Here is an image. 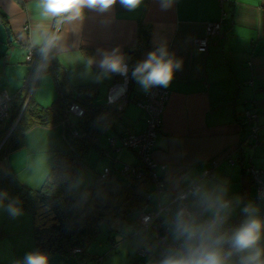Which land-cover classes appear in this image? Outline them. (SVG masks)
I'll return each mask as SVG.
<instances>
[{
    "label": "crops",
    "instance_id": "0c3cea01",
    "mask_svg": "<svg viewBox=\"0 0 264 264\" xmlns=\"http://www.w3.org/2000/svg\"><path fill=\"white\" fill-rule=\"evenodd\" d=\"M37 2L0 0V90L12 96L14 107L27 90L37 108H46L59 92L74 94L75 86L88 83L97 85L95 102H106L117 73L106 71L100 64L116 50L124 62L135 60L129 71L128 92L136 98L147 89L133 76L135 68L150 53L166 50V59L179 62V67L174 68L167 87L158 86L168 92V98L152 158L164 188L155 195L150 186L147 209L197 182L201 197L210 193L229 201V218H246L244 208L252 203L254 187L243 169L249 164L264 167V0H230L222 4L218 0H171L167 6V0H141L131 10L116 0L107 11L86 8L83 19L61 18L59 24L58 18L42 17ZM218 20L220 30L209 38L207 50H195L193 41L203 34L206 23ZM141 27L148 35L137 47ZM45 34L58 37L47 52L54 63L51 68L57 71L55 76L47 68L42 71V57L34 64L25 60L30 44L42 49L43 40L35 41ZM246 109L256 113L259 143L255 144L248 125L243 123L242 112ZM69 121L73 124L75 116L69 114ZM143 127L142 110L129 101L108 133L120 135ZM65 131L61 123L28 129L20 147L4 158L5 171L1 170L30 188H38L51 169L54 151L70 147ZM105 140L102 136L99 145ZM137 163L136 154L125 148L112 150L109 156L91 149L79 164L71 193L97 182L106 167L123 178L122 167ZM206 171L213 175H206ZM204 214L210 216L211 212L205 210ZM135 222L134 215L110 221L112 231H122L126 223L129 225L130 238L119 244L128 243V252L134 254L138 246L151 240L148 235L134 234ZM176 236L173 231L171 238L178 240ZM95 241L84 257L56 254L47 257V264H88L91 256L102 253L104 261L109 257V245L105 242L99 249ZM29 254H35L31 213L7 198L0 204V264H25ZM145 257L139 258L145 263L160 262L153 255ZM231 261L238 264L234 257Z\"/></svg>",
    "mask_w": 264,
    "mask_h": 264
},
{
    "label": "trees",
    "instance_id": "16d2710c",
    "mask_svg": "<svg viewBox=\"0 0 264 264\" xmlns=\"http://www.w3.org/2000/svg\"><path fill=\"white\" fill-rule=\"evenodd\" d=\"M147 35V30L141 27L137 47L142 45V40H147ZM127 62L130 71L135 60L133 58ZM51 66H54V63L50 62L49 54H47L43 61L42 71L47 68L55 76L57 71L55 67L51 68ZM58 86L60 88V84ZM96 95L97 85L95 83L81 84L75 86L74 94L59 92L51 106L37 108L32 102L28 90L20 104L15 107L13 105L15 102L12 101V96L9 94L8 113L0 120L2 123L0 162H3L9 153L17 150L23 142L24 133L37 125L63 124L66 127L65 132L70 143L68 149L54 151L51 169L42 184L36 189L22 184L15 178L8 177L0 168V204L10 198L13 204L31 213L35 254H43L46 257L56 254L65 258L77 255L84 257L88 254V246L101 233L102 226H109V231H112L111 220L115 218L124 220L129 215L137 217L141 212L149 209L147 206L151 199L149 188L152 182L148 172H143L140 177L127 176L122 173L124 177L119 178L106 167L99 174L97 182L76 194L71 193V184L77 175L79 164L89 150L96 149L101 155L109 156L112 150L125 148L133 151L137 156L135 150L122 147L119 143V139L130 130L120 135H109L108 133L122 108H119L118 103H109L107 100L104 103H96ZM72 103H77L83 109V114L75 116L73 124L69 121L67 112ZM246 110L242 112V120L245 125H248V134L250 135V122L245 118ZM74 131L77 133L74 134ZM102 136H105L106 140L103 145H99ZM110 137L117 138L115 147L109 145ZM126 165L143 169L139 158L136 165ZM247 166L243 171L250 178L254 187L251 177L245 171ZM105 169L108 170V174L103 176ZM254 195L255 189L250 204L253 207ZM171 196L173 194L168 200ZM210 216L204 214V217ZM229 221L235 220L228 217L227 222ZM235 228H230V230ZM172 232L169 233L170 238ZM261 240H264L262 232ZM115 244L116 242L112 241V247ZM72 248H77L78 251L72 253ZM155 253L153 250V256ZM232 257L237 262L239 261L234 255ZM100 258L101 256L98 254L93 255L88 264H99Z\"/></svg>",
    "mask_w": 264,
    "mask_h": 264
},
{
    "label": "clouds",
    "instance_id": "9594fccd",
    "mask_svg": "<svg viewBox=\"0 0 264 264\" xmlns=\"http://www.w3.org/2000/svg\"><path fill=\"white\" fill-rule=\"evenodd\" d=\"M116 0H38L37 9L46 19L61 18L67 21L83 19L84 9L107 11ZM120 3L128 9H135L141 0H120ZM171 0H167L170 4ZM58 37H36V43L43 40L41 49L43 54L55 45ZM114 51L107 54L101 61V68L106 71L127 74L128 67L122 56ZM166 50H159L149 54L148 58L138 64L133 76L146 89L153 85L167 87L173 78L174 68L179 67V62L166 59ZM201 203L206 211L212 213L210 220L201 221L192 213L181 210L175 217L176 238L182 240L178 249H173L159 262V264H233L231 257L242 254L238 264H264V251L259 247L261 230L264 221L256 216V209L252 205L244 208L247 218L229 234L224 229L229 212L227 203L222 195L204 193ZM16 212V209L12 210ZM225 245H229L225 250ZM25 264H47V257L43 254H29L25 258Z\"/></svg>",
    "mask_w": 264,
    "mask_h": 264
},
{
    "label": "built area",
    "instance_id": "2783aa9c",
    "mask_svg": "<svg viewBox=\"0 0 264 264\" xmlns=\"http://www.w3.org/2000/svg\"><path fill=\"white\" fill-rule=\"evenodd\" d=\"M221 4L230 0H218ZM222 14H224L222 12ZM221 22L210 21L207 22L204 32L193 41L194 48L198 52H205L207 50L209 38L217 34L220 30ZM42 57V61L46 55L42 56L41 48L34 45H29L25 54V60L34 64L36 59ZM127 67L128 64L124 62ZM129 85V68L127 74L117 73L116 81L111 85L107 93V102L118 103L119 108H123L129 101L135 102L144 114V127L139 131H129L119 139L122 147L133 149L137 152L140 165L139 167H132L125 165L122 168V173L127 176H142L143 172H148L151 176V182L154 187V194L159 195L164 188L162 179L157 175V164L152 158V151L154 148L155 138L157 132L161 127V119L168 98V92L153 85L147 90L133 98L128 92ZM10 96L6 90L0 91V120H2L8 113ZM68 114L74 116H81L83 109L77 104L72 103L67 110ZM256 113L251 110L245 111V118L250 122V136L254 139L255 144L259 143L258 139V125L255 124ZM77 132L74 131V134ZM117 138L110 137L108 139L109 145L115 147ZM119 149V148H117ZM216 162L213 160V164ZM163 168V166H162ZM246 173L251 177L254 183L255 195L253 197L254 208L256 209V216L264 221V168H256L253 165H248L245 168ZM108 174L105 169L103 176ZM206 175H213L211 171H206ZM201 185L197 182L193 183L187 189L177 192L171 198L161 204L153 206L151 209L141 212L136 217V226L134 228L135 234L147 233L150 234L152 240L148 241L146 245H140L135 249V253L139 257L151 256L152 251L156 253L154 257L162 260L170 250L178 249L182 240H175L170 238V231L175 230V217L178 212L185 210L198 217L201 221L210 220V217H204V206L201 203ZM149 197V196H148ZM150 199V197H149ZM229 207L228 200H224ZM245 220V219H244ZM244 220L229 221L225 224L224 229L231 233L230 228L238 227ZM227 228V229H226ZM264 233V228L261 230ZM146 242V241H145ZM259 247L264 251V240H260ZM229 245H225V250H228ZM77 248H72L71 252L76 253ZM242 254L236 253L234 256L239 260ZM264 259V255H262ZM101 260V258L99 259Z\"/></svg>",
    "mask_w": 264,
    "mask_h": 264
},
{
    "label": "rangeland",
    "instance_id": "374dc122",
    "mask_svg": "<svg viewBox=\"0 0 264 264\" xmlns=\"http://www.w3.org/2000/svg\"><path fill=\"white\" fill-rule=\"evenodd\" d=\"M151 186L153 187V184H151ZM131 218L133 217H130L129 221H131ZM129 229L130 227L127 223L122 229V231L115 230V229L113 231H109L105 229V226L102 227L101 233L97 237L94 244H97V247L100 249L101 246H103V244L106 242V244L109 245V248H108L109 257H107L104 261L103 260L100 261L99 264H151L150 262L145 263V260L135 256L134 252L133 253L128 252L127 250L128 243H125L123 246L119 244L121 240L130 238L131 232ZM108 234H109V237H108ZM141 234L146 235V236L148 235L152 240V237L150 236V234H147L144 232ZM98 239L100 240V242ZM112 239L118 243L116 247L115 246L112 247ZM99 255L100 256L104 255L103 258L106 257L104 253L99 254ZM155 260L161 261L159 258H156Z\"/></svg>",
    "mask_w": 264,
    "mask_h": 264
},
{
    "label": "water",
    "instance_id": "95a60500",
    "mask_svg": "<svg viewBox=\"0 0 264 264\" xmlns=\"http://www.w3.org/2000/svg\"><path fill=\"white\" fill-rule=\"evenodd\" d=\"M129 53H130V55H131L132 50H129ZM0 168H1L3 171H5V166H4L3 162H0Z\"/></svg>",
    "mask_w": 264,
    "mask_h": 264
}]
</instances>
